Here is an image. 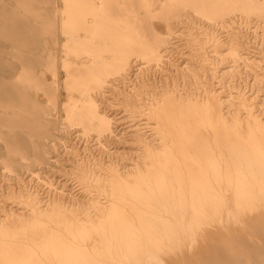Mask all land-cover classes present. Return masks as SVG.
<instances>
[{
	"label": "bare ground",
	"instance_id": "obj_1",
	"mask_svg": "<svg viewBox=\"0 0 264 264\" xmlns=\"http://www.w3.org/2000/svg\"><path fill=\"white\" fill-rule=\"evenodd\" d=\"M62 1L0 16V264H264V0Z\"/></svg>",
	"mask_w": 264,
	"mask_h": 264
},
{
	"label": "rangeland",
	"instance_id": "obj_2",
	"mask_svg": "<svg viewBox=\"0 0 264 264\" xmlns=\"http://www.w3.org/2000/svg\"><path fill=\"white\" fill-rule=\"evenodd\" d=\"M19 1H27V0H0V16L2 15V13L1 12H4V10L2 11V8H5V6H6V4L7 3H9V2H13V4L16 6L17 5V3L19 2ZM51 5H52V9L54 10V8H55V6L56 7H58L59 9H62L63 7H64V3H63V1L62 0H51ZM17 9V8H16ZM10 9H7V12L6 13H11V12H8ZM11 16V15H10ZM25 19H27L28 20V24L29 25H35V26H39L38 25V23H36V21L31 17V16H25L24 17ZM52 19V18H51ZM23 20V18L21 19V21ZM42 22H43V20H42ZM21 24H25V23H23V22H21ZM254 28L255 27H253L252 28V30H254ZM260 34H262V33H260ZM259 34V35H260ZM56 36V37H55ZM55 36H51V35H49L48 33H47V39L49 40V41H52V40H54L55 38H60L61 39V42H64L65 41V39H66V36H64L62 33H59V32H57V35H55ZM251 37H253V36H251ZM260 38H261V36H259ZM0 44H2L3 42H8V45L10 44V48L8 47V51L10 52L11 50H13L14 48H15V46H18L17 44H16V41H12V39H9V38H6L5 37V34L2 32V30H1V27H0ZM252 40H257L256 38L254 39V38H251ZM8 40V41H7ZM259 40V39H258ZM9 41H11V42H9ZM20 42V41H19ZM55 44L53 43L52 44V46H54ZM251 45H254V43H251ZM183 50H185V51H189V48L188 47H186V45L184 44V45H181L180 46ZM254 48H255V46H252L251 47V49H253L254 50ZM61 50H62V47H61ZM60 50V47H58V51H61ZM60 53H62V52H60ZM6 57V56H5ZM8 58H10V59H16L15 57H11V56H9ZM62 71V73L65 75V71L64 70H61ZM47 76H48V78H50L51 79V73L50 72H47ZM62 78H64V76L62 77ZM241 80H243V78L241 79V78H239V79H236V83H239V82H242ZM249 81H253V79H252V76H249L248 77V82ZM242 86V85H241ZM235 90V89H234ZM247 90H248V88H247ZM62 98L65 100L66 99V93L64 92V88H63V96H62ZM121 110V109H120ZM122 112V111H121ZM56 113V111H54V114ZM150 132V131H149ZM94 143V142H93ZM125 144H123V143H120L118 146H119V149H120V151H123V149L124 150H128L129 152H130V154L131 155H133L134 153H136L137 151H140L141 150V148H140V145H138V144H134V145H130L129 144V146L127 145V146H124ZM122 149V150H121ZM133 152V153H132ZM130 155V156H131ZM129 161H133V159H130ZM60 177L61 176H59V179H60ZM52 178H54V177H51V182L53 181V184L56 186V185H60L59 184V182L58 181H54V180H52ZM71 181V180H70ZM72 186V185H71ZM8 202H6V204H8V207H13V208H17L18 206L16 205L17 203L16 202H13V200H7Z\"/></svg>",
	"mask_w": 264,
	"mask_h": 264
}]
</instances>
